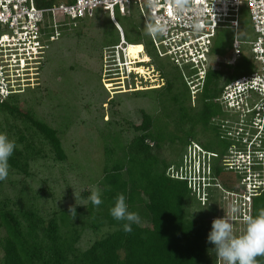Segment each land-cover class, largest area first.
Masks as SVG:
<instances>
[{"label":"trees","instance_id":"trees-1","mask_svg":"<svg viewBox=\"0 0 264 264\" xmlns=\"http://www.w3.org/2000/svg\"><path fill=\"white\" fill-rule=\"evenodd\" d=\"M38 1L42 6L54 4L51 1ZM84 18L79 19L78 24ZM68 31L70 30L65 32ZM120 41L119 33V42L107 47L112 48ZM129 43V54L132 57L133 46L141 42ZM156 54L158 55L157 52ZM240 57L243 58V52ZM196 71L197 69H187V72L182 73L191 95L194 93L184 74L192 75ZM234 73L235 70L232 74L225 75L231 80L236 78L232 77ZM159 74L162 78L166 76L163 70ZM221 76L218 69L211 66L208 68L205 82L197 89L201 91L199 106L192 103L191 96L184 101L179 99V95L173 91L174 84L168 81L166 88L171 99L167 106L177 107L175 114L179 117L173 121L177 130L174 136L166 133L167 137L162 132L159 133L156 120L160 115L144 112L142 123L135 125V129L140 132L129 144L122 140L116 143L111 139L100 143L102 136L98 137L97 143L94 141L96 147L93 152L96 156L93 157L91 150H87L83 158L86 164L80 167L87 169L90 168L87 164L97 165V168L91 170L92 174H96L91 177V181L98 184L102 203L95 206L89 201L86 211L83 207L77 208L76 220L66 210L49 219L39 215L34 208L16 211L9 205L11 198H3L0 201V225L6 233L0 239L4 251L3 258L0 259L2 264H224L218 260L215 246L207 240L212 221L217 217L216 207L212 204L202 206L199 203L200 210L193 213L192 200L197 195L200 198L202 191L210 197L214 190L220 188L230 193L240 210L247 207L250 216L256 217L264 209V186L259 184L250 194L246 172L242 171V180L245 181L239 187L240 175L234 167H228L226 159L222 160L226 158L228 149L237 143L228 134L231 121L227 116L220 117L222 111L219 105L223 104L217 98L223 90ZM30 85L31 82L22 94L14 93L0 99V113L3 114L0 133L17 134V141L22 145L15 142L16 148L9 157V165L15 171L26 174H30L31 160L46 154L43 153L42 145H48L56 159L68 158L59 130L33 110L21 109L20 100L28 93ZM158 92L165 94L162 90ZM159 102V109L167 108L164 101ZM203 126L213 129L217 138L220 136L229 139L231 143L221 152L203 148L198 142V130ZM109 135L119 138L120 134L109 129L105 134L106 140ZM166 142L178 145V150L191 148L187 151L186 159L177 162V168L154 151ZM92 144L93 141L90 145ZM195 146L197 149L192 150ZM261 168L264 166H251L252 174L254 170ZM225 171H233L238 179L224 178ZM242 186L245 188L243 192L239 191ZM120 194L125 196L129 212L137 213L140 219L148 218L147 225L133 223L131 232L124 231L127 221H118L110 214V209L114 207ZM248 194L249 200L246 199ZM241 217L242 214H237V218ZM240 221L245 223L243 219ZM87 227L98 235L87 249H81L79 242ZM257 260L259 264H264V257H257Z\"/></svg>","mask_w":264,"mask_h":264},{"label":"rangeland","instance_id":"rangeland-1","mask_svg":"<svg viewBox=\"0 0 264 264\" xmlns=\"http://www.w3.org/2000/svg\"><path fill=\"white\" fill-rule=\"evenodd\" d=\"M42 1H51L54 4L70 2V0ZM115 17L124 29L125 39L128 42H141V44L137 43L138 45L133 44L134 56L130 57L128 53L131 58L128 66L114 64L123 53L120 54V51L117 52V49L107 45L119 42L120 30L109 17L108 12L97 8L93 17L84 18L73 27L74 29L65 32L59 40L51 43L45 52V62L31 73L30 90L22 96L20 107L23 111L33 110L59 130L68 158L56 159L50 147L42 145L43 153L46 154L31 160L30 174L15 171L10 167L8 177L0 180V201L5 197L11 198L9 205L14 210L34 208L45 219L59 214L62 210L68 211L70 206H75L76 209L83 207L86 211L91 192L99 188L98 184L91 181V177L96 176L91 170L97 168V165L87 164L90 166L87 169H82L80 166L86 164L83 158L87 150H91L93 157L96 156L93 152L96 147L94 141L96 140L97 143L98 137L102 136L100 143L111 139L116 143L122 140L125 144H129L140 132L135 129V125L142 123L144 112L160 115L156 120L159 133L171 134L169 136L177 134L173 121L179 118L175 114L178 109L175 106H167L171 99L166 88L168 81L174 84L173 91L179 95V99L184 101L191 96L192 103L199 106L201 91L192 88L194 94L191 95L182 75L187 69L175 66L169 56L160 57L156 54L157 51L155 52L156 49L138 7L132 5L127 15L121 14L116 9ZM156 37L161 39L159 33H156ZM234 38H238L243 43V58H237V65L226 64L225 59L229 60L233 57ZM255 39L256 33L247 7L242 8L240 27L237 30L225 26L217 29L211 56L213 64L219 67L222 85L232 80H228L226 75L232 74L234 70L232 77L248 74L256 69L258 64L253 59L249 44ZM126 58L125 55L124 59ZM160 70L166 75L163 78L159 74ZM160 90L165 91V94H159ZM159 101H164L167 108L159 109L161 106ZM219 109L222 111L221 118L227 116L230 121L234 119L229 117V112L223 106L219 105ZM0 119H3L2 113ZM109 129L118 131L119 138H112L113 135H109L106 140L105 134ZM198 132L200 133L197 141L203 148L221 152L231 143L229 139L220 136L217 138L213 129L210 130L205 126ZM4 134L8 138L10 136L9 140L18 142L17 134L9 135L6 132ZM91 141H93L92 145H90ZM18 144L22 146L19 142ZM187 148L178 150V145H170L166 142L154 151L177 168V162L186 159L187 151L191 149ZM194 148L197 149L195 146L192 150ZM227 163L229 168L234 167L238 171L237 174L241 177L238 186L241 187L242 181H245L242 180L244 166L238 169L231 164V160ZM260 173L264 176V170L260 169ZM223 174L224 178L238 179L233 171H225ZM243 186L239 191H245ZM198 196L191 202L193 213L200 210V204L202 206L212 204L216 207V218L226 216L233 224L234 233L236 235L243 233L245 223L235 221L234 208H232L234 202L230 193L219 188L214 190L210 197L203 191L200 198ZM140 222L147 225L149 220L141 218ZM5 233L4 227L0 225V239ZM97 235L90 228H85L79 242L80 248L87 249ZM3 254L0 244V259L3 258ZM218 260L222 261L219 258Z\"/></svg>","mask_w":264,"mask_h":264},{"label":"built area","instance_id":"built-area-1","mask_svg":"<svg viewBox=\"0 0 264 264\" xmlns=\"http://www.w3.org/2000/svg\"><path fill=\"white\" fill-rule=\"evenodd\" d=\"M132 5L140 10L160 57L169 56L180 69H197L192 75L184 74L195 90L205 82L210 66L219 69L211 56L217 29L225 26L237 30L242 8H248L256 33L249 44L258 65L225 83L219 100L234 118L228 134L237 145L230 148L227 160L238 169L246 166L243 163L264 166V0H197L196 11L183 15L174 12L170 0H73L48 6L38 0H0V99L26 91L31 73L45 61L50 44L76 26L79 19L93 17L95 10L102 8L117 23L116 9L127 15ZM157 21L167 25L159 33L160 40L149 29ZM242 44L234 38L233 57L225 59L226 64L235 65L243 52ZM122 47L121 41L112 48L119 52ZM252 175L247 177L251 179L247 183L250 194L259 184L264 186L260 169ZM246 199H250L249 194ZM232 208H238L236 203Z\"/></svg>","mask_w":264,"mask_h":264},{"label":"clouds","instance_id":"clouds-1","mask_svg":"<svg viewBox=\"0 0 264 264\" xmlns=\"http://www.w3.org/2000/svg\"><path fill=\"white\" fill-rule=\"evenodd\" d=\"M170 3L177 15H183L188 11H196L197 9V0H170ZM117 24L121 27L118 21ZM166 27V24L157 21L154 25H150L149 29L152 34H156L164 32ZM196 27L199 28L200 24L197 23ZM119 30L121 41H123L122 36H124L125 43L122 42L123 47L120 49V54L123 53L122 57L118 59V63L115 61L114 64L117 66L126 64L128 66L129 60L131 61L127 51L130 43L125 39L123 28L121 27ZM125 55L126 59H124ZM15 148V141L9 140L6 134L0 133V180L8 177L10 168L8 161ZM243 165H246L244 166L246 174L252 178L251 165L247 163H243ZM250 178H246V184L251 182ZM89 200L93 205L99 206L102 203L100 190L94 189ZM68 212L73 218L77 215L75 206H70ZM233 213L235 221H240V219L245 221L246 226L243 233L236 235L233 224L226 216L216 218L212 221L211 231L207 237L208 242L215 246L216 255L224 264H259L257 257H264V209L260 210L256 217L250 216L247 207H243L241 210L239 208L234 209ZM110 214L118 221H127L124 224L125 232H131L133 223H140L139 215L128 211L126 198L123 194L118 195L114 207L110 209ZM237 214H242L243 217L237 218Z\"/></svg>","mask_w":264,"mask_h":264},{"label":"flooded vegetation","instance_id":"flooded-vegetation-1","mask_svg":"<svg viewBox=\"0 0 264 264\" xmlns=\"http://www.w3.org/2000/svg\"><path fill=\"white\" fill-rule=\"evenodd\" d=\"M217 100H219V97L217 98ZM219 101H220V100H219ZM230 150H231V149L229 148V149H228V153L225 155L227 159H228L229 154L231 153ZM224 159H225V157H224L222 160L224 161Z\"/></svg>","mask_w":264,"mask_h":264},{"label":"bare ground","instance_id":"bare-ground-1","mask_svg":"<svg viewBox=\"0 0 264 264\" xmlns=\"http://www.w3.org/2000/svg\"><path fill=\"white\" fill-rule=\"evenodd\" d=\"M115 23H116V22H115ZM116 24H117V23H116ZM117 26H119V25L117 24ZM120 28H121V27L119 26V29H120ZM123 31H124V30H123ZM122 42L125 43V40H123ZM129 49H130V44H129V47H128V50H127L128 53H129Z\"/></svg>","mask_w":264,"mask_h":264}]
</instances>
